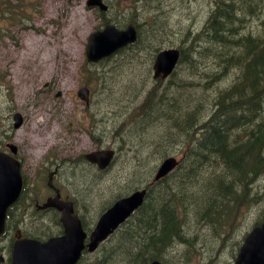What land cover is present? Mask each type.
<instances>
[{"label":"rangeland","instance_id":"obj_1","mask_svg":"<svg viewBox=\"0 0 264 264\" xmlns=\"http://www.w3.org/2000/svg\"><path fill=\"white\" fill-rule=\"evenodd\" d=\"M84 1H1L0 148L4 147L6 142L16 143L27 178L41 181L46 169L47 172L52 170L60 165L61 161L72 164L76 159H80V156L82 158L88 150L96 148V139L102 140L99 145L118 147L116 160L105 174L86 171L83 169L85 165L81 162L75 172L67 168L63 170L68 187L62 190L77 199L81 214L86 215L85 220L90 223L93 217L99 214L101 207L117 196L141 185L142 182H152L163 157L176 155L180 158L184 154L183 144L189 145L184 142L188 140L187 136L192 140L198 137L204 128L202 124L219 110H217L219 101L213 104L211 102L217 98L220 89H234L246 95L249 93L245 92L247 84L243 78L241 62L240 64L237 60L225 62L218 73L216 60L213 57L192 50V56L186 55L182 62L183 66H179L176 71L185 80V84L182 86L178 78L173 77L167 85L162 100L155 99L150 106L146 105L143 116L149 122H154L153 127L145 131V127L142 126L140 133H137L139 128L129 130L131 112L137 102L143 98L145 90L153 84L151 50L156 45L162 44V40L164 47L180 45L183 50L189 48V39L197 31L202 30L213 1L144 0L148 5L143 6V13L152 14L154 17L148 26L139 23L142 42L146 41V37H152L156 41L144 50L139 44L135 53H127L130 56L126 57V53L118 55L104 64V69L112 66L113 71L102 83L90 84L93 94L89 105L85 106L76 95L77 89L83 86L85 81L81 73L79 74V66L82 68L97 66L85 65L87 61L84 50L88 33L99 25L100 20L96 18L93 10L85 6ZM8 2L18 5L20 11L16 19H10L13 14L8 11L2 16L1 10L7 7ZM105 2L109 10L102 15V19L113 18L115 21L132 19V12H127L130 4L128 0H105ZM259 3L257 8L261 7L260 11L264 18V0H260ZM157 5L161 6L159 10ZM119 8L122 10L120 11ZM164 9L167 10L165 13L157 15ZM166 14H168L167 20H165ZM258 22L259 20H256L255 24ZM161 25L163 28L157 30ZM194 47L203 49L200 45ZM206 47L212 49L210 46ZM234 48L237 47L232 48L231 54L239 53L240 49ZM196 52L200 55H195ZM191 58L195 61L194 65L190 64ZM216 75L219 80L214 84ZM247 76L250 78L249 75ZM158 87L160 85L155 86L151 97ZM163 90L161 89V92ZM58 91L60 96L56 97ZM260 95L263 108L264 88ZM167 96L170 99H167ZM224 103V106L228 104L236 106L232 99ZM43 109L48 112H43ZM187 110L195 114L196 122L193 127L185 126L181 129L179 126L185 121L180 118L178 123L175 117L181 115L179 111L185 114ZM235 110L227 109L226 115H232L225 121L226 129L234 125L237 120ZM13 111H20L25 117L22 127L18 130L11 128V121L8 119L9 113ZM94 117H97V120ZM200 126L202 129L199 128ZM176 129L183 131L187 136L179 134ZM51 130L57 133L51 135ZM228 131L229 137L230 130ZM182 165L185 167L184 164ZM84 178L92 184L81 191ZM194 178L199 179V175L194 174ZM54 181L59 182V177L56 180L54 178ZM43 183L44 180L38 183L36 187L38 193H46ZM263 184L264 178H260L253 189ZM200 189L201 185L196 184L194 190L198 192ZM43 197L44 194L35 201ZM262 209V203L243 208L238 225L225 240L215 233L212 225L197 222L190 211L184 214V222L187 221L185 235L182 236V240L174 238L166 247L165 253H162V258L172 264H184L183 262L231 264L233 252L238 248L236 242L242 239ZM29 226L32 229L38 228L39 231L48 228L53 232L57 230L53 225L52 215L44 220H31L24 227L30 230ZM143 238L144 234L142 240ZM185 239H189L190 244H187ZM137 243L140 242H136L134 237L129 235L119 246L121 259H124L129 251L136 249ZM110 244L111 242L107 243L94 254L88 253L85 259L91 263L103 259V264H106L108 262L106 256H111L108 255ZM6 245L5 239L0 245L2 253H5ZM104 251L105 256L102 257ZM118 261L119 258L116 259L115 264Z\"/></svg>","mask_w":264,"mask_h":264},{"label":"trees","instance_id":"obj_2","mask_svg":"<svg viewBox=\"0 0 264 264\" xmlns=\"http://www.w3.org/2000/svg\"><path fill=\"white\" fill-rule=\"evenodd\" d=\"M259 2L260 0H213L202 30L189 39V48L183 50L182 46H179L181 63L186 55L192 56V50L197 51L216 60L218 73L225 62H241L243 78L247 84L245 92L249 94L239 93L234 89L219 90V95L211 102L213 104L219 101V110L202 124L206 129L193 138L191 148H187L178 166L162 180L163 183L148 188L145 201L133 215V221L118 236L108 240V243L111 242L108 255L111 256H106V264H115L117 258V264H148L155 258L168 263L167 259L162 258V253H165L166 247L174 238L182 240L186 227L184 214L190 211L197 222L215 223L217 227L224 229V226L233 224L243 207L260 203L264 206V184L253 189L255 183L264 178V103L262 108L260 95L264 88V18L261 7L257 8ZM144 5L148 4L143 0L142 6ZM157 7L159 10L161 6ZM166 11L164 9L157 15ZM149 15L148 21L146 16L142 18V26H148L152 21L154 16ZM167 16L168 14L165 20ZM130 20L136 23L138 40L135 47L138 48L142 42V33L133 12ZM256 20H259L257 24ZM117 22L122 24L121 21ZM162 28L163 25L157 30ZM145 39L144 42L149 46L156 41L152 37ZM159 45L152 50L156 51ZM199 45L203 47L202 50L194 47ZM233 47L240 49L239 53L231 54ZM197 52L194 54L200 55ZM190 64H195L192 58ZM218 80L216 75L214 84ZM165 90L159 94L158 100H162ZM167 99H170L169 96ZM231 99L235 100L236 106H224V102ZM146 105L150 106L145 104L139 108L140 115L145 114ZM228 108L236 109L237 120L226 129V119L216 117H226ZM179 113L181 115L176 116L175 121L178 122L180 118L185 121L181 122L179 128L195 125V114L188 110L185 114L180 111ZM199 128L202 129L201 126ZM178 133L186 135L181 130H178ZM194 174L199 175V179L194 178ZM196 184L201 185L198 192L194 190ZM129 235L140 243H137L138 248L129 251L128 255L121 259L119 246ZM227 237L229 235L222 232V239ZM189 239H185L187 244H190ZM114 252L116 254L113 256ZM104 256L105 251L102 254V257ZM103 261L97 259L93 263L79 264H103Z\"/></svg>","mask_w":264,"mask_h":264},{"label":"water","instance_id":"obj_3","mask_svg":"<svg viewBox=\"0 0 264 264\" xmlns=\"http://www.w3.org/2000/svg\"><path fill=\"white\" fill-rule=\"evenodd\" d=\"M87 4L97 5L101 10L107 8L101 3V0H87ZM135 40L136 33L132 24H128L124 30H118L113 25H106L103 30L95 31L89 35L86 47L87 59L97 61ZM178 55L179 51L173 48L158 52L153 64L154 76L168 75L174 67ZM79 95H86L84 98L87 99V90L80 89ZM14 120V126L17 127L21 123L19 114L14 115ZM13 147L11 146L12 151H14ZM111 156V151L100 150L91 152L86 157L89 161L96 162L102 167ZM175 165L176 161L173 157L166 158L160 164L155 178L164 176ZM21 187L22 182L17 161L0 152V235L4 230L6 211L18 198ZM143 195L144 191H136L119 199L99 218L94 230L90 233L87 243L88 251L95 249L101 240L141 204ZM46 205L61 209L60 221L64 233L61 236L51 237L45 242L20 238L16 234L17 239L12 250V264H75L77 262L84 248L85 233L76 215L72 213L71 205L64 204L56 198L50 199ZM150 264L162 263L152 261ZM234 264H264V222L261 226L253 228L245 237Z\"/></svg>","mask_w":264,"mask_h":264},{"label":"flooded vegetation","instance_id":"obj_4","mask_svg":"<svg viewBox=\"0 0 264 264\" xmlns=\"http://www.w3.org/2000/svg\"><path fill=\"white\" fill-rule=\"evenodd\" d=\"M18 153V152H17ZM21 159V158H20ZM22 161V159L20 160ZM63 165V168L61 167ZM69 169L71 170L72 172H75L78 170V164H69L68 162L66 161H61V164L56 166V170H55V173L58 175L59 177V182L58 184L56 185L55 188L58 189L59 191V194H60V198L61 199H65V200H68V194H64L63 191H62V188L61 187H67L68 184L66 183V178H65V174L63 172V169ZM61 179V180H60ZM63 179V180H62ZM82 184H83V187H86L87 185L90 184V181L86 180L85 178L82 180ZM52 195H55V191L50 188V195L48 196H52ZM47 198V196H46ZM39 206L36 205L35 208L37 209ZM47 209L43 210V211H46ZM23 222H20V225H22Z\"/></svg>","mask_w":264,"mask_h":264},{"label":"bare ground","instance_id":"obj_5","mask_svg":"<svg viewBox=\"0 0 264 264\" xmlns=\"http://www.w3.org/2000/svg\"><path fill=\"white\" fill-rule=\"evenodd\" d=\"M104 2H105V0H103ZM106 3V2H105ZM106 5H107V7H108V9H107V11L109 10V6H108V4L106 3ZM105 14V13H104ZM235 101V100H234ZM228 104V103H227ZM217 117H220V119H227V118H229L230 117V115H226V117L225 116H217ZM225 127H227V124H226V122H225ZM206 129V127L203 129V130H205ZM201 133H199V135H200ZM153 260V259H152ZM151 261V260H150Z\"/></svg>","mask_w":264,"mask_h":264}]
</instances>
